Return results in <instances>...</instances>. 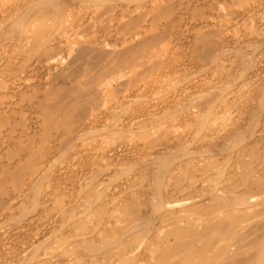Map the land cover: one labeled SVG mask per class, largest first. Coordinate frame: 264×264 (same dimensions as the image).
<instances>
[{"label": "bare ground", "instance_id": "obj_1", "mask_svg": "<svg viewBox=\"0 0 264 264\" xmlns=\"http://www.w3.org/2000/svg\"><path fill=\"white\" fill-rule=\"evenodd\" d=\"M72 1L19 0L17 4H11L9 6L11 8L6 7V12V8H2L5 10L0 11V28L4 27L2 29H5L4 32L8 34V37L5 36L7 39L3 37V41H0V91L5 89L4 93L16 92L20 97H25L29 94L28 92H36L34 87L41 86L42 81H38L37 84L28 82L24 74L28 70L34 77H37L46 67L44 65L39 70L41 68L39 66L43 65L44 61L42 60L43 62L38 65L39 69L33 67V63L29 64L28 61L23 67L15 68L12 63L14 57L12 55L18 51H24V46L31 50L41 46L45 52L49 53L51 48L66 41V36L74 34L59 31L60 35H54V33L50 35L44 32L49 23L54 26L61 22V3ZM104 1H108L109 5L106 7L111 11L123 5L122 2L118 5L119 1L116 3V0L114 1L116 4L111 3L112 0ZM187 1L189 2L188 6L190 4L195 6L200 0ZM201 1L203 4L209 2V0ZM235 2L236 4L232 5L229 12L218 1L212 2L211 5L217 8V13L213 17L220 16L225 27L219 26L215 41H206L202 44V51L199 57L197 56V60L194 59L195 57H191L181 63L184 66L176 65L175 71L182 74L184 71H190L192 74L182 78L180 73L181 77L179 76L180 80H178L180 82L183 80V85H181L182 83L177 84L180 82L172 78L175 83L177 82L174 83L175 86H182L181 91L175 90L178 93H173L162 99L159 107H155L156 109H150V104L147 105L150 110L144 108L136 112H128L125 109L126 105L123 106V110L118 109L117 101L128 102L138 99L140 96L132 89H127V92L118 94L119 96L111 103L107 102V97H104L101 103L102 109L98 113L94 112L93 107L97 103L96 89L104 91L112 79L107 77L118 78L134 69L139 64L141 45L131 46L128 44L129 41L139 36V33H136L134 37L125 34L120 37L117 35L118 37L112 40L115 46L120 47L113 50L114 55L106 54L104 56L105 53L99 54L96 50L94 54L92 49L93 44L101 43L98 36L86 40V45H83L80 56L90 57L86 58L89 61L96 57H102L104 61L97 62L98 64L94 62L95 65H91L97 67L99 74L89 73L90 70L86 68L90 67L89 65L84 66L83 69L77 65L81 68L79 73L84 78H76L75 82L66 88L56 86L48 88L43 94L36 96L42 113L36 120L37 127L34 134L44 133V138L49 139L54 130L68 129L71 118L74 115L79 116L83 111L79 108L83 103L91 111L83 124L76 130L75 139L80 140V137L82 138L88 133L92 135L91 132L94 131L91 130V127L98 122H104L106 116L110 121L108 126L104 127H106L105 130L109 136L112 133L116 137L125 139L128 143L135 144V155L139 158L135 157L140 159V162L139 160L138 162L136 160L129 161L130 159H126L127 156H121L117 160L116 164L120 165L119 172L122 174L129 172L130 168L134 169L130 171V176L127 177V180L122 181V184L112 185V183L110 185V182H106L107 180L104 178V180L94 182L92 180L93 172L92 174L90 172L91 175L75 174L76 177L72 180L68 190L65 187H59L57 191L52 188L54 182L50 185L48 179L50 169L54 166L51 162L55 146L52 145L53 143L50 145L51 138L49 147L33 149V153L34 150L39 153L31 162L32 170L30 166L28 167L30 170H26V166H23L22 163L19 166L16 164L14 166L10 163L11 160L3 164L0 163V197L1 201L5 199V204L0 207V220L12 215L17 203L22 205L25 199H29L28 201L32 202L33 206L38 205L40 208L38 214L40 215L52 214L58 210L63 211L59 225L62 226L61 229H67L65 234L59 237L56 235L51 239L52 241L48 240V234L52 232L42 233L44 241L48 242L46 244L48 252L42 257L38 254L39 249L37 250V248L41 246L43 239L40 240V244L28 247H31L29 256L16 257L9 255L7 251L0 253V264H29L33 257L36 264H82L77 261L80 260L79 257L82 259L85 254L89 255H85V257H90L87 264H264V217L256 219L254 222L249 221L254 214L264 213V0H235ZM182 3L184 4L183 1ZM125 14L126 12L119 16L125 17ZM198 22L205 26L211 24V20L206 18H202ZM115 23H113L114 26ZM20 25H23V29L20 27L22 30L17 32L16 28ZM113 25L112 27H114ZM147 29L144 25L143 32ZM117 34L119 33L117 32ZM154 38L155 34L152 33L150 39ZM183 39L178 36L172 38L174 42H180ZM137 42L139 43V41ZM23 60L25 61V59ZM3 61L10 62L12 66L9 68L3 66L2 68ZM90 62L92 63V61ZM48 68L46 67V69ZM114 73L116 74L113 76ZM137 79L135 78V80ZM201 87L206 88V91L208 89L210 93L202 104L204 107L201 106L195 111L190 110L187 115H184L192 122V125H195L196 130L193 133L195 137L199 136L197 139L193 138L194 136L172 135L166 142H161V144L159 142L158 146L149 147L148 151L145 149L140 151L138 141L126 139L128 131L134 135H146L154 129L161 131L162 134L170 132L175 126L176 116L182 114L188 104L194 101V89ZM139 88L140 84L138 83L134 90ZM12 95L9 94L8 97ZM41 97L43 98L41 99ZM3 99L6 98L3 97ZM140 99L142 98L140 97ZM10 100L16 102L13 99ZM22 100L19 101L22 102ZM12 104L10 105H16V103ZM27 107L24 106L23 109ZM20 108L22 109V107ZM232 108L236 112H240L236 117L233 116L228 121L224 120L220 129H212L208 126L207 122L211 115L220 110L225 112ZM6 111L5 113L8 112ZM121 113L122 115L123 113L127 114L125 122L121 121ZM2 115L3 111L0 112V118ZM100 115L104 116L103 119ZM5 119L1 120L4 122ZM6 126L8 125L6 124ZM1 128L3 127L1 126ZM95 133L99 134L98 131ZM94 136L93 133L92 137ZM33 137L36 138L35 135ZM18 138L20 137H16L12 132H7L4 142L1 144V146L5 145L4 151L7 150L6 148H10L8 146ZM1 146L0 148L3 150ZM51 147L52 149L49 150ZM68 149H66V153ZM4 151L3 153H5ZM3 153L2 156L5 155ZM111 156L114 157V155ZM6 157H2L3 160ZM62 164L60 165L62 168H68L69 164L65 163L66 165L63 166ZM102 168L107 167L102 166L100 170ZM52 172L51 175H53ZM64 172L66 171L64 170ZM61 176L58 178L60 179ZM58 178L55 179L56 183ZM170 179L175 182L171 188L168 187ZM9 185L15 187V192L14 188H10ZM76 189L77 191H75ZM57 192H61L60 198L56 197ZM68 193L71 194L70 197L63 201V196ZM79 198H81V202L76 204L75 201ZM72 200L75 201L70 206L69 203H72ZM29 216H33V214ZM57 230L59 229H56L55 232ZM55 232L53 231L54 234ZM105 237L111 241L110 247L104 248L103 243L108 240V238L104 240ZM68 252H73L72 256H67ZM81 254L84 255L80 256Z\"/></svg>", "mask_w": 264, "mask_h": 264}, {"label": "rangeland", "instance_id": "obj_2", "mask_svg": "<svg viewBox=\"0 0 264 264\" xmlns=\"http://www.w3.org/2000/svg\"><path fill=\"white\" fill-rule=\"evenodd\" d=\"M103 1L104 0H101V1H99V0H97V1L96 0H73L72 1L73 3L72 2L61 3V5H60V9L62 11L61 22H59L57 25L55 24L54 26L51 25L52 23H49L48 25H46L44 32H46L47 34H50V35H52L53 33H54V35H60L59 31H62V32L64 31V33H66V34H69L70 32H72L74 34H69L68 36H66V41H63L60 45L56 46L55 48H51L49 53L45 52L41 46L38 47L39 49L37 48L34 50H31L28 47L24 46L23 47L24 51H22V52L18 51L12 55V57L14 56L12 63L15 66V68H17L18 66L23 67L25 62H27V61L29 64L33 63L32 64L33 67L35 66L38 69H39V67H41L39 70H41L44 67V65H46V67H49L48 69H46V67H45L43 69L44 71L42 70L43 72L41 71L37 77H34L28 70L25 71L24 75H25L28 82H32L34 84H37L38 81H42L43 83H41V86L34 87L36 92H31V93L28 92L29 94L25 97H20V95L16 94V92L4 93V92H6V91H4L5 89H2L0 91L1 93L4 94L2 96V94L0 93L1 94L0 95V105H1L0 106V108H1L0 112L3 111V115L5 114L4 116L3 115L1 116L2 118H0V124H1L0 127L2 126L4 128V129L3 128L0 129V146L4 142V138L7 134V132H12L13 135H15L16 137H20L12 145L8 146L10 148H6L7 149L6 151H4L5 145L1 146V147H3V150H1V148H0V152L2 151L1 152V154H2L4 151L5 153H3V155L4 154L5 155L2 156L0 154V163L3 164V163H6L8 161L10 162V160H11L10 163H12L14 166H15V164H16V166L17 165L19 166L22 163L23 166H26V170L28 169L29 166L31 169V168H33V166H31V162L39 153V151H37V150H34V153H33L32 152L33 149L34 148L36 149L37 147L38 148L40 147V149H42L43 147H47V146L49 147V140L51 138L50 145L53 143L52 145L55 146L54 153H53L54 157L52 158L51 163L55 167L51 165L53 168H51L50 170H51V172L53 171L52 173L54 176L51 175V172H50L48 179H49L50 185H52V183L54 182L52 188H54L56 191L58 190L59 187H62V188L65 187V189L68 190L71 187V182L76 177V175L82 174V173L84 175H91L93 172V177H92L93 179L92 180H94V182H96V180L98 181V180L106 179L107 180L106 182H108V183L110 182L109 183L110 185L112 183H113L112 185L122 184L123 183L122 181L127 180V177L130 176V173H131L130 171H132L134 169L130 168L129 172H127V173L125 172L122 174L121 172H119L120 171V169H119L120 165L118 166V164H116V163H118L117 160L120 159L121 156L122 157L127 156L128 158H126V159L127 160L130 159L129 161L136 160L138 162V160H139V162H140V159H138L139 157L137 155H135V151H134V150H136V148H135L136 146H134L135 144L128 143L125 139L116 137L112 133H110L111 136H109V133L105 129L108 126L107 124L109 123L110 120H108V118L106 116L104 117L103 115H100L101 119H103V117H104V122L103 121L101 123L98 122L97 124H99V125L94 124V126L91 127V130L94 131V132H91L92 135L94 133V135H95L94 137H92V135H90V133H88L90 136L88 134H86V136L82 137L83 139L81 137H80V140L75 139L76 138V130L81 126V124H83V122L86 120V118L88 116V113L91 111L89 109V107H85L83 103H81L80 107H79L83 111L81 112V114L79 116L74 115L73 118H71V120L68 123V129L58 128V129L54 130V132L51 134L49 139L44 138V136H45L44 133L34 134V132L36 131V127H37L36 120H37V118H40V114L42 113V110L40 109V107L38 105V101H36V96L43 94L45 92V90L48 88H53L55 86L66 88V87L71 86V84H73L75 82L76 78H79V79L84 78V76H81V73H79V71H81L80 69L81 68L83 69L84 66H88V65L90 66V67H86V68L90 70L89 73H91L92 75H98L99 74V70L96 69L97 67L91 66V65H95V63L98 64V63H101L102 61H104V59L102 57L101 58L96 57L95 59H90V61H92V63H91L88 59H86V58H90V57L83 58L82 56H80V51L83 48V45L84 46L86 45V42H87L86 40L90 39V37L94 38L95 36H98L97 38H99L101 43L93 44L94 47H92V49L94 50L93 51L94 54H95V50H96V52L99 54L105 53L104 56H106V54L110 55V56L114 55L113 50L118 49L120 46H115L114 41L112 39H114L118 36L120 37L122 34H125L126 36H129V37H132V36L134 37L136 35V33H139V36H137L133 40L129 41L128 44H130L131 46H135L138 44H139V46L141 45L140 46L141 51L139 50V58H138L139 64L134 69L127 72L125 75H121L118 78L117 77L116 78L107 77V78H110V79L112 78V79L107 84V87L104 88V91L99 90V88L96 89L97 103L95 104L96 106L93 107L94 112L98 113L99 110L102 109L101 103H102V100L104 97H107L108 98L107 102L111 103L120 94L127 92V89L128 90L132 89L134 92H136L140 96L138 97V99H133V100H130L128 102L127 101L126 102L125 101H122V102L117 101L118 103H116V104H118L117 105L118 109L120 108L121 110H123L122 108H124L125 105H126L125 109L128 110V112H132V111L136 112L137 110H139V109L143 110L144 108L147 110L156 109L157 107H159V105H160L159 103L162 102V99L166 98L168 95H171L173 93H178L177 91L175 92V90L181 91V89H182L181 85H183L182 78L186 77L187 75L192 74V72H190V71H187V72L184 71L183 74L181 72L175 71V68H177L178 64H179V66H184L181 63H184L186 60H188V58H191V57H195L194 59L197 60V56L199 57V54L202 51L201 50L202 44H204L206 41H213V40L215 41L217 33L219 31V28H220L219 26L221 25L222 27H225V24L222 23V18L220 16L213 17L217 13V8L211 5L212 2L218 1L219 3L222 4V6H224V9L226 11L231 9L232 5H234V3L236 4L235 0L234 1L233 0H209V2L206 4L205 3L203 4V2L200 0L198 2V4L196 3L197 5L195 4V6H192V4H190L191 6L190 5L188 6L189 2L188 1L186 2V0H116V1L112 0L111 3H115V2L118 3V1H119L118 5H120V2H122L121 4H123V5H120V7L122 9L120 7H116L114 10L111 11V10L107 9V7H106L109 5V4H107L108 1H104V3H103ZM175 1H176V3H175ZM182 1L184 2V4L182 3ZM18 2H19V0H0V9H1L0 11L3 12L5 9L3 10L2 8L7 7L9 9V8H11V7H9V6H11V4L15 5ZM95 2H97V3H95ZM185 3H186V5H185ZM13 5H12V7H13ZM179 6L181 7V9ZM185 7H186V9H185ZM7 8H6L5 12L7 11ZM105 9H107L108 12L110 11V13L111 12H113V13L110 14V13L106 12L107 10H105ZM92 10H94V11L92 12ZM116 11H117V13H116ZM120 12H122V13H120ZM125 12H126L125 17L119 16ZM115 16H116V18H115ZM117 16H119V17H117ZM109 17H111L112 19ZM202 18H206L208 20H211V24L209 26L202 25L203 23L198 22V20H200ZM117 21H119V22H117ZM114 22H116L115 26L113 25ZM107 23L110 25H108ZM112 25L115 28L112 27ZM141 25H143V26H141ZM144 25L148 29L143 32ZM20 27L23 29V25L22 26L20 25L16 28V31L18 30L17 32L20 31V29H21ZM2 28H4V27L0 28L1 29L0 30V38H1L0 41H3V37H4V39L6 38L5 36L8 37V34H5V32H4L5 29H2ZM227 29H229V28L227 27ZM115 31H116V33H115ZM139 31H141V32H139ZM112 32H113V34H112ZM117 32L119 34L120 33L121 34L119 35V34H117ZM154 32H156V33H154ZM129 33L131 36L129 35ZM133 33H135V34H133ZM150 33L155 34L154 39H150V35H151ZM3 34H5V35H3ZM185 34H188V35L186 36ZM101 36H102V39H101ZM174 36H175V38L178 36V38L181 37L184 39L182 41L180 40V42L179 41L174 42L172 40V38ZM137 41H139V43ZM190 41H192L191 44H190ZM27 46H29V45H27ZM23 59H25V61ZM98 59H99V61H97ZM42 60L45 62V64ZM19 62H21L23 65L21 63L19 65ZM42 62H43V65H40L38 67V65L41 64ZM165 62H166V65H165ZM77 65L78 66L80 65L81 68H79L80 66L77 67ZM3 66H4V68H9L10 66H12V64L10 62L3 61L2 62V68H3ZM94 69H95V72L93 73ZM125 69H127V68H125ZM115 74L116 73H114L113 76ZM173 74L175 76H172ZM180 75L182 76L181 82L179 81L180 77H181ZM135 78H138V79L135 80ZM172 78L176 79V81L180 82V83L176 82L177 84H181V83L182 84L180 86L179 85L175 86V84H176L175 80H173ZM138 83L140 84V88L135 91L134 89ZM171 84H173V85H171ZM141 85H142V87H141ZM202 88L203 87H201L200 89L199 88L194 89V92H193V95L195 96L194 101L190 102L188 104L187 108L183 111L182 114H179V116H176V119L174 122L176 127L174 126L170 132H168L167 134H162L161 131L158 130L159 131L158 132L156 129H154L150 133H147L146 135H142V134L136 135L135 134L136 135L135 136L134 133H130L131 131H128L127 135L125 136V137H127L126 139H128V141H132V140L138 141V144H140L138 146V148H140V151H144V149H145V151L146 150L148 151L149 147L158 146L159 142H160V144H161V142H166L167 140H169L172 137V135L173 136H175V135L176 136H189V137L194 136L193 138L197 139L199 136L196 135V137H195V134L193 133L196 130L195 125H192V122L189 119H187V116H184V115H187L190 110L195 111L201 106L204 107V105H202V104H203L204 100L208 97V95H210V93H209L208 89L206 91V88H203V89ZM97 91H98V93H97ZM200 92L201 93L203 92V93L200 95H195V94L200 93ZM204 92H206V93L204 94ZM9 94H11V95L13 94V95L11 97H8ZM15 95H16V97H15ZM3 97H5L6 99H3ZM13 97H15L17 99H15ZM140 97L142 99H140ZM42 98L43 97H41V99ZM10 99H13L16 102H13ZM143 99H144V101H143ZM19 100L20 101L22 100V102H20ZM63 100H65V99H63ZM26 101H29V102H26ZM137 101H139V102H137ZM17 102H19V103H17ZM30 102H31V104H30ZM3 103H4V105H3ZM12 103L13 104L16 103V105L14 104L16 106V108L14 107V105ZM10 104H12L13 106H11ZM20 104H21V106H20ZM147 105L150 106V109H149V106H147ZM24 106L25 107L29 106L30 108L27 107V108L23 109ZM146 106H147V108H146ZM20 107H22V109ZM234 108H236V107L234 106ZM234 108H232L231 110L225 111V112L223 110H220L217 113L213 114L215 116L211 115L210 116L211 118L209 117L208 122H207L208 126L212 127V129H218V128L220 129L221 126L223 125L224 120L228 121L231 118H233V116L236 117V115H238L240 113L239 111L236 112ZM26 109H28V110H26ZM5 111L7 113H5ZM221 111H222V113H221ZM121 115H122V113H121ZM126 115L127 114L124 115V113H123V115L121 117L122 118L121 121H123V122L126 121V118H127ZM5 116L6 117L8 116V117L6 118ZM182 116H184V117H182ZM177 117H179V118H177ZM185 117H186V119H185ZM1 119L2 120L5 119L6 121L4 120V122H3ZM8 121H9V123H8ZM210 121H211V124H209ZM5 123L8 126H6ZM104 126H106V127H104ZM103 127H104V129H103ZM178 127H180V128L178 129ZM9 128H10V130H9ZM100 128H101V131H99ZM97 129H99V130H97ZM96 130L99 132V134L95 133V132H97ZM186 130H188V131H186ZM187 132H189V134H187ZM31 134L35 135L36 138H34L33 135L31 136ZM104 135H105V137H104ZM107 135H108V137H106ZM164 137H166V138H164ZM102 139H103V141H102ZM1 140H3V141H1ZM196 144H197V142H196ZM110 146H111V149H110ZM133 147H134V149H132ZM65 148L66 149L69 148L67 150V153L65 152L66 151ZM113 148H115V149H113ZM51 149H52V147L49 148V150H51ZM122 149H124V150H122ZM130 149H132V150H130ZM109 151H111V152H109ZM117 151H118V153H117ZM106 154H108V155H106ZM129 154H130V156H129ZM7 155H8V157H6ZM66 155H67V157H66ZM111 155H114V157ZM1 156L4 158L6 157V159H5L6 161L3 160L4 158H2ZM28 156H30V157H28ZM135 156L138 158H136ZM27 157H28V159H27ZM57 157H58V159H57ZM29 159H30V161H29ZM120 162H122V161H120ZM62 163H64V164H62ZM65 163L69 164V165H67L68 168L64 169L60 165L61 164H62V166L66 165ZM24 164H27V165H24ZM135 165H137V164H135ZM139 165H140V163H139ZM59 166H60V168H59ZM102 166L107 167V168H105V169L102 168L103 170L102 169L100 170V168ZM30 169H28V171ZM68 169H70V170H68ZM61 170H63L62 174H60ZM64 170L66 172H64ZM99 170H100V172H98ZM68 172H69V174H68ZM90 172H91V174H90ZM94 172H97V173H94ZM99 174H100V176H99ZM119 174H120V176H119ZM123 175L125 178L123 177ZM58 176L59 177L61 176V178L59 179ZM54 177L59 179V180H57L58 181L57 183L55 180L56 178H54ZM118 180H119V182H118ZM15 182H17V180H15ZM174 183H175L174 180L170 179V184L168 187L171 188V186ZM9 187L14 188L13 191L15 192L16 189L13 185H9ZM46 187H47V185H46ZM77 189L75 191H77ZM9 190L10 189L8 188V191ZM13 191L11 189V192H13ZM60 194H61V192H57L56 197L58 196V198H60V196H59ZM70 195H71L70 193L64 195L62 200L66 201L70 197ZM4 200L5 199H3V201H1V197H0V207H2L5 204ZM28 200L29 199H25V201L22 203L23 206L21 204L17 203L14 207L12 215H8L6 217H3L0 220V237H1L0 238V249L3 250V251L0 250V253L7 251V253L9 255H14L16 257L17 256L21 257L24 255L29 256L31 247L30 248H28V247L34 246L35 244H40L39 243V242H41L40 240L43 239L42 241L44 243L41 242V244H40L41 246L39 245L40 247L38 246L39 248H37V250L39 249V251H37L38 254L42 257L45 253L48 252L47 245H46L48 242L44 241V237L42 236L43 235L42 233L45 234V233L52 232V233L48 234V240L49 241L53 237H56V235H57V237H59V236H62L63 234L66 233L65 230L67 231V229L64 228V230H63V228L62 229L60 228L62 226L59 225V219L63 215V211H61V210L55 211L56 214H55V212L52 213L54 215H52V214L40 215V214H38V212L40 211V208L38 207V205H34L35 206L34 207L33 203L28 201ZM73 201H75V200H72V203L71 202L69 203L70 206H71V204H74ZM80 202H81V198H79L77 201H75L76 204H80ZM26 204H27V206H26ZM24 207L26 209L27 208L28 209L26 210ZM29 209H30V211H28ZM30 212H31V214H30ZM32 214H33V216H29ZM56 215H58V216H56ZM40 216H42V217H40ZM54 217H56V218L58 217V218L55 219ZM261 217H264V213H257V214H254L253 217L251 219H249V221L254 222L256 219H259ZM47 220H49V221H47ZM39 222H40V224H39ZM1 229H2V231H1ZM56 229H59V230H57V232H55ZM9 231H10V233H9ZM53 231L55 232V234L53 233ZM39 232H41V233H39ZM5 233L8 236H6ZM18 233H19V235H17ZM37 233H38V235H37ZM23 234H24V236H23ZM49 236H50V238H49ZM33 237H34V239H33ZM2 238H3V240H2ZM28 238H29V240H28ZM107 238L108 237H105L104 240H107ZM110 242L111 241L109 240V238L107 241H104V243H103L104 248L110 247V245H111ZM23 246L24 247L26 246V248H24ZM19 250H20V252H19ZM27 250H28V252H27ZM72 254H73V252H70V253L68 252L67 256H72ZM84 254H81L80 256H83ZM85 255L89 256L88 254H85ZM85 255L82 258L83 260L81 259V257H79V259L81 261L78 259L79 261H77V262L78 263L82 262V264H87L89 262L88 260H90L89 259L90 257H85ZM31 261L29 264H36L34 257H33V260H31Z\"/></svg>", "mask_w": 264, "mask_h": 264}]
</instances>
